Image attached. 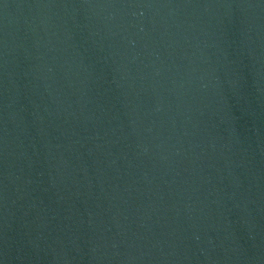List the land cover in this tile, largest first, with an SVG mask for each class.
I'll return each mask as SVG.
<instances>
[{"label": "water", "instance_id": "water-1", "mask_svg": "<svg viewBox=\"0 0 264 264\" xmlns=\"http://www.w3.org/2000/svg\"><path fill=\"white\" fill-rule=\"evenodd\" d=\"M0 264H264V0H0Z\"/></svg>", "mask_w": 264, "mask_h": 264}]
</instances>
